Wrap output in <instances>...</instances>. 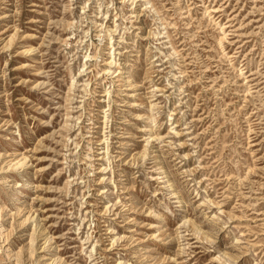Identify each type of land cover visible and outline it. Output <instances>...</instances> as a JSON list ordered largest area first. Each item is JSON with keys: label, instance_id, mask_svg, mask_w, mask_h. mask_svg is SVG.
<instances>
[{"label": "rangeland", "instance_id": "374dc122", "mask_svg": "<svg viewBox=\"0 0 264 264\" xmlns=\"http://www.w3.org/2000/svg\"><path fill=\"white\" fill-rule=\"evenodd\" d=\"M0 264H264V0H0Z\"/></svg>", "mask_w": 264, "mask_h": 264}]
</instances>
